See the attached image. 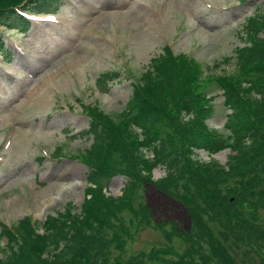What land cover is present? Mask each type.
I'll list each match as a JSON object with an SVG mask.
<instances>
[{"label": "rangeland", "instance_id": "rangeland-1", "mask_svg": "<svg viewBox=\"0 0 264 264\" xmlns=\"http://www.w3.org/2000/svg\"><path fill=\"white\" fill-rule=\"evenodd\" d=\"M39 2L34 12L23 13L28 21L0 28V261L10 229L21 237L30 225L42 233L46 219L65 209L81 212L91 197L85 162L95 140L91 115L101 128L128 127L130 139L143 140L131 121L135 87L145 91L159 81L160 68L170 67L168 48L182 63L195 65L198 89L213 106L208 123L228 135L230 109L222 85L226 79L250 84L242 51L253 41L251 24L264 10V0ZM194 150L200 159L216 158L222 165L231 153L228 147L211 155ZM143 153L151 156L147 149ZM149 172L153 180L166 174L159 166ZM125 183L117 174L104 192L121 195ZM261 202L257 210L264 224ZM134 203L148 207L151 224L133 231L124 253L165 247L170 257H181L186 244L174 226L190 227L184 201L145 183Z\"/></svg>", "mask_w": 264, "mask_h": 264}, {"label": "trees", "instance_id": "trees-1", "mask_svg": "<svg viewBox=\"0 0 264 264\" xmlns=\"http://www.w3.org/2000/svg\"><path fill=\"white\" fill-rule=\"evenodd\" d=\"M38 1L0 0V28L14 26L27 10L34 12ZM251 25L253 41L242 51L241 65L250 84L221 81L230 109L224 123L228 135L208 123L213 106L198 89L195 65L182 63L168 48L170 67L160 68L159 81L145 91L135 87L131 121L143 140L130 139L128 127L101 128L104 124L91 115L95 140L85 160L91 197L81 212L65 209L46 219L42 233L31 225L22 237L10 229L0 264H264V224L257 210L259 202L264 205V37H258L264 10ZM225 147L231 151L226 165L212 157L202 160L194 150L211 155ZM158 166L166 174L153 180L149 171ZM117 174L126 178L122 194L107 195L104 188ZM145 183L188 208L189 229L174 226L186 244L179 258L170 257L165 247L124 253L133 231L151 224L148 207L134 203Z\"/></svg>", "mask_w": 264, "mask_h": 264}, {"label": "bare ground", "instance_id": "bare-ground-1", "mask_svg": "<svg viewBox=\"0 0 264 264\" xmlns=\"http://www.w3.org/2000/svg\"><path fill=\"white\" fill-rule=\"evenodd\" d=\"M18 134L19 135L17 136V140H21L22 138H24L22 131H19Z\"/></svg>", "mask_w": 264, "mask_h": 264}]
</instances>
